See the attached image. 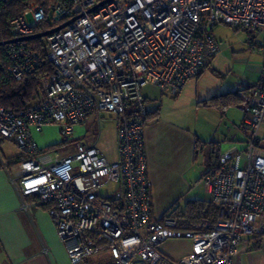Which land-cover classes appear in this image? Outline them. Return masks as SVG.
<instances>
[{"label":"built area","instance_id":"1","mask_svg":"<svg viewBox=\"0 0 264 264\" xmlns=\"http://www.w3.org/2000/svg\"><path fill=\"white\" fill-rule=\"evenodd\" d=\"M11 0H0V12ZM30 0L8 20L3 42L6 75L15 81L46 60L38 97L21 110L0 106V143L21 159L7 171L22 198L20 208H44L72 264L107 251L109 264H235L248 237L264 236V62L260 81L239 92L247 138L235 152L206 164L201 179L217 211L214 220L155 217L145 152L143 87L152 84L176 96L216 57L218 24L242 29L247 44L264 45V0ZM98 5V6H97ZM27 16L31 21H27ZM42 37L44 57L24 40ZM41 30L35 32V28ZM14 40V41H11ZM264 57V51H262ZM1 68V56H0ZM94 116L89 144L74 150V128ZM103 114L116 118L117 154L100 150ZM57 127L66 151L40 150L33 132ZM34 199L26 201V197ZM185 239L190 251L174 260L159 249L167 239ZM49 248L43 247L47 254Z\"/></svg>","mask_w":264,"mask_h":264},{"label":"crops","instance_id":"2","mask_svg":"<svg viewBox=\"0 0 264 264\" xmlns=\"http://www.w3.org/2000/svg\"><path fill=\"white\" fill-rule=\"evenodd\" d=\"M246 41L243 44L245 47L247 44ZM248 48L249 49L247 51H244V48L241 47V49H239L240 52H236V49H232V54L229 57L227 55L226 57H221V59L220 56L217 58L215 57L205 67V69L211 67L210 69L213 71V74L218 77H222V80L220 81L219 85L207 91L205 95H203L202 97H200L199 100L196 101V107L208 109L206 110L208 111V114L213 117L214 120H216V118L218 117L219 123L218 126H216L214 129V133H211V137H209L210 133L208 135L206 133L198 135L197 133L190 132L188 130H179V135L182 140V144L180 147L183 151V154L185 153V159L189 158V162L187 165L190 168L193 162L196 161V159H194L196 140L205 144H201V146L197 149V158L202 152L203 154H205L207 163L209 160L208 144L210 142H214L216 144L218 155H220L223 152L237 151L240 148L242 142L245 141V139L247 138V132L241 124L243 113L239 105V92L243 90L246 86L255 84L260 81L262 72V62H264V57H262L264 45L257 44L254 48H250L249 46ZM223 59L226 61H223ZM224 69L225 73L223 72ZM200 78L201 75L196 78L190 79L187 82L192 80L197 83ZM187 82L185 83V85L187 84ZM181 91L178 94H180ZM143 93L144 102L147 106V110L150 115V118L146 122L144 131L146 149V144H148V140L150 138L148 130L146 131V129H149L148 127H150V124L149 126H147V124L150 121L151 123L153 121H156L160 115V105L157 104V102L160 101V98L164 94L170 97L175 96H171L168 91L161 90L157 86L152 84L144 86ZM225 93H236L239 98V101L236 104L226 105L223 107L204 106L203 104L199 103L200 101ZM195 98H198L197 93H195ZM236 107L240 109V114L239 116L235 117V114L232 111L233 108ZM111 116L113 115L103 114V123L109 120H113L115 124L116 134V118L115 116H113V118ZM88 119H91L92 123H94V116L91 114L88 115L84 125H82V127L78 128L77 130L79 134L81 132V135L73 137L75 143L72 146L74 150L78 149V147H80L79 145H82L81 147L87 146L93 136L92 134L94 131L90 133V128L86 127ZM53 127L54 126L45 127V132L44 130H41L40 132H33L32 137L36 141L40 150L57 149L59 150L61 155H65L66 151L63 147V144L60 143V139H52L49 136V133H51L52 136L54 134V130L51 129ZM210 130L211 129L209 128L208 131ZM88 135V140L85 141ZM258 135L260 144L262 145V147H264V121H262L259 126ZM215 136L219 137L215 139ZM79 139H81V141ZM75 140H77V142ZM1 146H4L5 149L4 152L0 149V158H2L3 161L9 164L10 169L14 170V166L21 159L20 152L13 145L6 142H1L0 147ZM8 147L10 148V150H14L10 153H7L6 148ZM157 156H159L160 159H163L168 162V170H171L174 167V162L172 158H179L173 153L169 155L168 152H166L164 149H162L161 153H157ZM117 157L118 154L116 149V158L113 160H116ZM157 161L159 160L157 159ZM184 169L185 166L183 165L182 171ZM181 182L182 184H184L183 189L186 190L188 181L185 183L181 179ZM184 190L182 191V193L180 192L178 195H175L169 201L168 207L162 212L159 217H163L165 212H167L173 205H176L177 196H184ZM204 192L206 196L200 197L195 194L189 197L187 201H210V194L205 186ZM25 199L26 201H29L34 199V197L28 196ZM21 201L22 198L19 196L15 188L11 185L7 171L4 169V165L0 162V264H72L67 256L63 244L60 242L57 236L54 224L47 211L41 207H34L31 211L27 212L20 208ZM151 209L153 216L157 217L154 214L152 188ZM185 241L187 242L188 248L187 252L184 255L188 254V252L190 251V242L188 240ZM247 244V248L241 251L240 254L237 256L235 264H264V236L259 239L248 237ZM43 247L49 248L47 254L42 253ZM184 255L176 258L171 257L169 255L167 256L171 257L174 260H177L183 257ZM110 262L111 258L108 252L102 251L97 252L96 254L84 259L80 264H109Z\"/></svg>","mask_w":264,"mask_h":264},{"label":"rangeland","instance_id":"3","mask_svg":"<svg viewBox=\"0 0 264 264\" xmlns=\"http://www.w3.org/2000/svg\"><path fill=\"white\" fill-rule=\"evenodd\" d=\"M27 21H31L30 16H27ZM213 35L219 45V52L216 58L220 56L221 59V57H226V55L229 57L232 54V49H236V52H240L239 49H241V47L244 48V51L249 49L247 44L246 47L243 45L246 39L248 41V34L242 29L218 24L213 28ZM223 61L226 60L223 59ZM210 68L211 67L204 68V72H202L201 78L197 83L192 80L187 82L181 93L177 96L170 97L164 94L160 98V101H156L157 104L160 105V115L156 121L152 123L150 121L147 124V126L150 124V127H148L149 129H146L150 137L145 149L147 173L153 191L154 214L157 217L168 207L169 201L184 190V184H182L181 179L185 183L188 181V184L186 190H184V196H177V206L183 208L185 205L184 203L189 197L195 194L200 197L206 196L204 192L205 185L201 179V175L207 164L205 154L201 152L190 168L187 165L189 158L185 159V153L183 154L180 147L182 140L179 135V130H188L198 135L202 133L208 135L210 133L209 137H211V133H214L215 127L218 126V117L214 120L213 117L208 114V111H206L208 109L196 107V101L205 95L207 91L219 85L222 80V77L214 75ZM223 72L225 73V69ZM195 93H197L198 98H195ZM239 110L238 107L233 108L232 112L235 114V117L239 116ZM111 117L113 118V116ZM80 127L82 126L74 128L73 137L81 135V132L80 134L77 132ZM86 127L90 128V133L92 131H94L93 134L96 133V124L95 122L92 123L91 119H88ZM209 128L211 129L210 131H208ZM51 129L54 130V134L52 136V134L49 133V136L52 139H61L58 128L53 127ZM43 130L45 132V128H43L42 131ZM88 137L89 135L85 141L88 140ZM218 137L219 136H215V139ZM79 140L81 141V139ZM75 141L77 142V140ZM74 143V140H72L71 145H74ZM98 146L108 159L113 160L116 158V134L113 120L106 121L102 124ZM0 149L4 152L5 147L1 146ZM162 149L168 152L169 155L173 153L175 156L179 157L172 158L174 167L171 170H168V162L157 156V153H161ZM13 150L14 149L10 150L9 147L6 148L7 153ZM157 159L159 161H157ZM183 165L185 169L182 171ZM187 248V242L184 239L175 238L167 239L159 246V249L163 253L174 258L184 255L187 252Z\"/></svg>","mask_w":264,"mask_h":264},{"label":"trees","instance_id":"4","mask_svg":"<svg viewBox=\"0 0 264 264\" xmlns=\"http://www.w3.org/2000/svg\"><path fill=\"white\" fill-rule=\"evenodd\" d=\"M30 0H11L0 12V41H9L12 35L8 29V20L14 16L19 15ZM41 26L35 28V32L41 30ZM42 38L27 40L26 44L36 50L44 57V50L42 47ZM1 68H0V106L18 111L29 105L38 97L39 80L52 73V65L48 61L38 67L32 73L24 75L21 80L15 81L6 75V60L2 56V48L0 47ZM239 98L236 93H225L213 96L199 103L204 106L223 107L226 105L236 104ZM150 118L149 112H146L145 124ZM203 144L200 141H195L194 159L197 158V149ZM205 145V144H203ZM209 146V160L208 165L215 166L218 163L219 155L217 146L214 142H210ZM174 217H185L191 221H198L199 219L214 220L217 217V211L213 208L210 201L204 200H190L185 203L183 208L173 205L163 215ZM262 235L254 236L259 239Z\"/></svg>","mask_w":264,"mask_h":264},{"label":"water","instance_id":"5","mask_svg":"<svg viewBox=\"0 0 264 264\" xmlns=\"http://www.w3.org/2000/svg\"><path fill=\"white\" fill-rule=\"evenodd\" d=\"M107 0H104V1H102L101 3H99L98 5H100V4H103L104 2H106ZM97 5V6H98ZM67 23H65V24H62V25H60V26H58V27H56V28H54V29H52V30H50V31H46V32H42V33H36V34H33V35H29V36H26V37H23V38H19V39H14V40H24V41H27V40H31V39H36V38H42V37H44L45 35H47L48 33H50L51 31H54V30H57V29H60V28H62L63 26H65ZM14 40H11V41H14ZM3 44V42L2 41H0V46Z\"/></svg>","mask_w":264,"mask_h":264}]
</instances>
